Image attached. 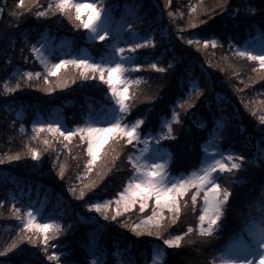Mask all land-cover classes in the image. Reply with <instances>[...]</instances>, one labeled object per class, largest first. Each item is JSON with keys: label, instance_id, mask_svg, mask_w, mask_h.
<instances>
[{"label": "trees", "instance_id": "obj_1", "mask_svg": "<svg viewBox=\"0 0 264 264\" xmlns=\"http://www.w3.org/2000/svg\"><path fill=\"white\" fill-rule=\"evenodd\" d=\"M184 1L171 0L168 4L167 0H110L106 7L112 18L110 32L101 41L90 39L89 29L75 27L62 14L57 17L36 16L37 11L44 10L42 5L47 0L42 3L38 0V6H31L30 11L16 5L17 0H0V9L4 10L0 13V155L20 153L18 160L4 159L0 162V264H46L47 252L42 238L35 244L28 240L18 242L16 249L2 254L3 247L19 235L22 227L20 217L33 199L36 205L42 199L43 218H52L58 223L65 219L69 227L76 224L71 239L60 233L59 237L49 241V251L61 252L62 264H91V251L88 250L93 246L88 233L92 228L100 232L92 252L97 253L94 259L101 264H114L116 261L125 264L129 260L134 264H146L154 254L156 241L153 237H144L139 242L135 238V241L119 223L120 220L101 219L92 214L93 210L87 205L100 197V190L80 197L82 186L76 181V176L70 178V172L61 176L57 170L54 171L56 163L49 158L54 150L53 138L58 133L52 134L50 145L45 147L47 152L40 146L41 138L28 135L38 116H53L56 109L65 115L72 131L89 117L101 118L106 112L105 105L112 101L98 92L99 83L90 85L92 88L85 83L68 88L60 85L59 90L49 97L39 94L27 80L21 81L23 86L15 92H7L3 88L5 81L14 87L20 79L19 74L31 66L30 62L39 60L32 47L46 37L54 42L53 57L63 51L60 44L64 43L63 37L71 42V51L86 48L96 58L112 52V45L116 47L120 35L129 40L137 37L134 44H143L141 41L145 39L154 40L152 45L136 48L132 55V63L142 65V70L153 63L158 68L151 73L147 70L133 73V83L137 77L141 78L136 85L146 89L144 95L147 99L144 103L140 100L132 104L127 115L129 120L141 113L145 124L141 131H157L173 109L178 112L184 108L179 112V123L186 127L190 121L189 124L193 123V130L199 136L196 138L199 147L202 148L204 139L210 140L219 133L217 145L220 149L228 155L233 154L234 158L245 156L244 161H238L243 167L236 170L234 180L236 184L242 183V189L236 197L229 198L225 216L218 222L220 227L211 236L216 251H223L226 245L239 238L244 233V225L264 216V121L260 120L264 116V69L258 70L259 61L240 56L246 65L251 64L247 74L253 75L243 78L230 70L229 62L222 56L223 51L238 56L237 47L264 30V0H225L223 10L216 6L221 0H209L204 1L208 3L206 6L197 7L196 12L191 11V6L199 5L198 1H189V4ZM249 5L256 11H249ZM14 12L22 15L17 18ZM170 12H183V15L169 16ZM211 36L221 38V43L216 47L212 44L205 47L204 39ZM189 40L194 43L189 44ZM193 83L201 90L199 94H196ZM133 93L136 97L137 92ZM74 98H82L75 104L76 108H73ZM182 101L187 103L180 107ZM221 121H224L221 129H214V124ZM58 141L63 142L61 138H57ZM29 143L33 148L42 149V158L25 154ZM160 144L169 147L170 138L161 139ZM66 149L61 143L58 153L62 155ZM124 160L125 168L120 169L118 177L107 184L113 194L123 188L133 168L126 155ZM185 167L174 165L176 170H184ZM117 170L112 169L108 174L105 169L101 176L113 177ZM220 176L222 178L224 174ZM70 188L76 189L75 195L69 191ZM13 204L20 209L19 214L14 212ZM25 231L33 235V232ZM184 232L187 230L175 235ZM194 235H199L198 228ZM198 263H204L202 258L193 264Z\"/></svg>", "mask_w": 264, "mask_h": 264}, {"label": "snow or ice", "instance_id": "obj_2", "mask_svg": "<svg viewBox=\"0 0 264 264\" xmlns=\"http://www.w3.org/2000/svg\"><path fill=\"white\" fill-rule=\"evenodd\" d=\"M97 3H99V0H97ZM167 3L170 4L171 0H167ZM202 4L203 0H200L199 5L191 6V11L196 12L197 7ZM19 6L21 8H28L30 11L31 6H38V0H28V3H26V0H19ZM216 6L223 10L225 0H221ZM86 8L92 10L87 16V19L84 18L82 13V10ZM103 8L104 6L102 4L100 8H97L96 4L90 3L88 0L82 3H77L76 0H52L47 8L43 11H37L35 15L47 16L52 12H63L64 15L69 16V18L73 20L76 27L79 28L82 26L89 29L90 39L103 41L105 37L109 35L107 25L101 20V9ZM248 10L251 12L256 11L251 5H249ZM3 11V9H0V13H3ZM177 14L182 16L183 12H170L169 16H175ZM13 15L18 18L22 13L14 12ZM129 27H131V25H129ZM260 37L261 40L264 41V30L260 32ZM154 43L155 41L152 39H145L143 40V44H127V48L129 50H134L144 45H152ZM188 43L192 44L194 41L189 40ZM216 43V40L203 41L205 47L209 44L215 45ZM242 47L244 46L237 47V54L239 56L249 58L253 61H259L260 67L264 68V55L256 54V51L264 52V43H262L259 49L253 48L251 51L241 50ZM112 48V52L108 53L106 56L102 55L100 57L101 63H93L90 59H77L76 57L60 60L59 63H50L47 58L43 56L40 48L36 46L32 47V51L48 66L49 73L54 69H60L62 66L72 65L80 70V75L83 76L84 79L89 78V72L91 71L93 78L98 74L99 79L105 81L110 86L112 96L115 98V105L118 106L119 109L117 112L116 107H113L114 114L110 118L101 120L89 117L83 125H77L74 131L67 132L64 131L59 124L37 123L34 125L37 132L47 129L49 132L59 133L68 140H71L78 133L80 137L88 140L87 151L88 155L91 156V159L88 160L90 166L96 162L97 154L100 151L98 144L102 145L104 143V141L100 139L101 133H112L113 144L119 142L132 144L133 141L139 144L141 142L142 133L138 131V129L140 125L143 124V120L137 118L129 123H122L124 116L131 110V101L127 95V84L133 83V81L126 76V73L129 71L128 67H126L124 63L119 62V59L115 57L117 51L120 53V56L123 57L125 48L121 47L117 49L115 45H112ZM128 63L133 69H140L142 67V65L138 63H132L131 57H129ZM146 67L153 69L158 68L155 63L149 64ZM159 70L163 71V68H159ZM40 76L41 73L39 72L33 73L27 71L24 75L20 76V79L16 81L14 87L10 86L9 81H5L3 88L7 92H15L23 86L21 81H24L25 77L31 80L33 77L39 78ZM140 79V77H137L135 83H139ZM118 80L125 85L123 89H118ZM48 83L50 84L51 81H48ZM64 86L65 85L61 84V87ZM193 88L196 94H199L201 91L195 83H193ZM47 90L52 91L51 88ZM135 95V93H132L133 97H135ZM184 103H187V101H182L180 107H183ZM260 120L264 121V116H261ZM172 121L179 123V113H177L175 109L172 111L171 119L165 118L158 132L154 135L152 133L143 134V144L145 148L141 150L139 157L133 155L128 156V160L133 165L134 172L133 175L129 177L124 186V190L120 191L116 198L115 202L117 208L115 215L109 216L108 211H106L113 203L112 200L104 201L103 203H89L87 207L101 212L106 219L116 220L117 216L121 215L120 205L122 202L124 212L135 207L137 202L140 204L139 211L144 212V209L148 207L149 200L154 198L155 206L152 209L151 215H144L140 223L130 225L131 230L137 235L147 233L148 235L159 237L162 241V245H167L170 248H179L185 242V237L192 234L194 229L189 225L187 227V232L178 235H171V233H168L169 225L168 218H166V210L171 213V224H175L180 216L182 206H186L189 202L187 199H184L186 194L189 193V190H193L190 195V200L193 204L197 201L198 196L203 195V207L199 215L198 233L201 237H211L220 227L218 221L225 216V206L232 194L227 184L221 185V176L219 173H224L225 171L230 173L234 169H241L243 165L238 161H244L245 156L238 155L234 158L233 154H229L226 159L230 163H225L224 155L220 152H216V155L221 157L220 159L206 157L200 168L185 174L183 178L171 177L167 171V161H165L163 157H154L158 162L153 164L149 162V158L145 157L143 153L148 151L147 146L150 140L175 138ZM21 130L23 131V126H21ZM43 143L49 145L50 142L49 140H44ZM155 147L159 148L160 146L157 143ZM109 152L113 153L111 159H108ZM109 152H105L106 158L102 161V164L107 166L108 171L111 170V167H114L115 160L119 155L118 151L112 148V145L109 146ZM25 154H31L36 159H39L41 155L40 150L38 148H33L31 143L28 144V152ZM4 159L18 160L20 159V153L14 155L9 153L6 156L0 155V162ZM60 175H64L63 168L60 171ZM69 191L74 195L76 193L75 188H70ZM262 191H264V186H262ZM84 194V190L81 188L79 196L83 197ZM12 208L16 214H19L20 209H17L15 204L12 205ZM20 219L24 221L23 216H21ZM125 226L128 227L129 225L125 224ZM26 229L29 232H33V235H28L25 231ZM34 229L36 231H34ZM49 229L51 231H49ZM61 230L62 225L56 221L43 224L36 222L35 213L31 208H28L27 220L24 221L23 226L20 227L19 235L10 244L3 247L2 254L16 249L18 242L28 240L35 244L40 242L41 238L45 246L44 251L48 252L49 241L59 236ZM243 231L248 232L250 239L244 241L242 235L239 236V238L235 239L232 243L226 245L224 250L221 251L217 257L212 258V264H264V216H262L259 221L252 220L244 225L242 232ZM165 233H167L166 238ZM33 236H35V239ZM187 243L190 244L192 241L188 240ZM52 247L55 248V245ZM153 251L154 255L151 264H167V252L162 246L157 245ZM61 255V253L54 250L48 256V259L55 261L56 264H62ZM91 264H98V261L92 259ZM115 264H120V262L116 261ZM125 264H134V262L129 260L125 262Z\"/></svg>", "mask_w": 264, "mask_h": 264}, {"label": "rangeland", "instance_id": "obj_3", "mask_svg": "<svg viewBox=\"0 0 264 264\" xmlns=\"http://www.w3.org/2000/svg\"><path fill=\"white\" fill-rule=\"evenodd\" d=\"M17 1L18 2L16 5L19 4V0H17ZM109 1L110 0H99V3H97V0H88V2L96 4L97 8H100L101 4L104 6V8L101 9V20L107 25V28L110 32L109 28L111 25L112 18H111V15H110L108 9H106ZM189 1H192L193 3L195 1H198V3L200 4V0H185L184 3L189 4L190 3ZM204 1L208 2L209 0H203L202 5L208 4V3H204ZM39 2L42 3V2H44V0H39ZM50 2H52V0H50V1L47 0V2H45L42 5V6H44V9L47 8V6ZM76 2L82 3V2H85V0H76ZM165 4H167V3H165ZM91 11H92L91 9H87V8L82 10V13H83L85 19H87V16L89 15V13ZM61 14L63 16H65V18L67 20H70V22L72 24H75V23H73V20L70 19L69 16L64 15L63 12L56 11V12L50 13L49 15L51 17H57V16H60ZM75 27H76V25H75ZM64 38L65 37L62 38L64 40V43L63 42L60 43L63 46L62 47L63 51L60 52V54H57L58 55L57 57H55V56L53 57V55H52V53L55 49V45H54V42H52L53 40L48 38V37H46L42 42H38L36 47L41 49L43 56L46 57L50 63H59L60 60L71 59L72 57H76L77 59H85V60L90 59L91 62H93V63H101L100 58L94 57L91 54V52L89 50H87L86 48H82L81 50L71 51V49H70L72 47L71 42H69V40L67 41V39L66 38L64 39ZM136 40H137V37H134V36L132 37V40L131 39L129 40L128 38L126 39L123 35H120L118 37V43L116 44V48L117 49L121 48V47L125 48V54L123 57H121L120 53L118 51L115 53V57L119 59V62L124 63L125 66L128 67L129 71H128V73H126V76L132 81H133V76H134L133 73L137 70H139V71L147 70L149 73L155 71V69H151L148 67H144L143 70H142V67L140 69L131 68V65L128 63V59H129V57L133 58L132 55L135 52V49L129 50L127 48V44H134V42ZM204 40H209V41L216 40L217 43L214 45L215 47L221 43V38L214 37V36L207 37ZM141 42L143 43V40ZM262 43H264V41L261 40L260 34H257L255 36L250 37L248 40H246L241 45V46H244L241 48V50L251 51V50H253V48L259 49L262 46ZM41 46H43V47H41ZM256 54L257 55H264V52L256 51ZM30 55L31 54L29 53V57H31ZM222 56L226 57V61H228L230 64V70L234 71V74L241 76L243 78L253 76V75L247 74L249 72L248 70L251 67V64L246 65L247 64L246 61L243 60V58H240L239 55L238 56H232V55H230V53L228 54L225 51H223ZM38 61H36V62L31 61L30 62L31 66L27 70L22 72V74H19L18 78H20L21 75H24V73L27 71H31L33 73H35V72L41 73V76L39 78L33 77L31 80H28L25 77V80H27V82H30L31 86L34 87L36 89V91L39 94H41L42 96H45V97L53 96L54 93H56L59 90L61 83H63V85H65L63 88L73 87L76 85L78 86L81 83H85L88 86H90V85L93 86L96 83H99L100 88H99L98 92L103 93L104 95H106L108 97V99L110 98L112 101L108 105H105L106 112L99 119L103 120V119L110 118L114 114L113 113V107H116L117 112L119 111L118 106L115 105V98L112 96L110 86L105 81H101L99 79L98 74L93 78L92 73L90 71L89 72V78L84 79L83 76L80 75V70H78L77 68H75L72 65L62 66L60 69H54V70H52L51 73H49L48 66L42 62V59L40 57H39ZM259 69H264V68H261L259 66L258 70ZM225 70L227 71L228 69H225ZM45 77H47V78H45ZM120 79H123V78H120ZM17 81H18V79H17ZM48 81H51V83L49 84ZM117 87H118V89H123L125 87V85L118 80L117 81ZM49 88H51L52 91H48L47 89H49ZM135 91L137 92V96L133 97L132 93ZM139 91H141V92L139 93ZM144 92H146V89L137 88L136 83L127 84V95H128L129 100L131 101V106L136 101H137V103H139L140 100L142 103L145 102V100L147 98L144 95ZM81 99L82 98H74L73 108L77 107V106H75V104L78 101H80ZM58 109H60V108H58ZM183 110H184V108H180L177 113H179L180 111H183ZM72 111H74V109ZM55 115H56V117H55ZM55 115H53V116L50 115L48 117L38 116L34 120L33 125L30 127V132H28V135L31 137L32 136L33 137L38 136V139L41 138L40 146H42V148L44 150H45L46 145L43 143V141L49 140V142H50L51 137L53 136L52 134H54V133L49 132L47 129H44V130L37 132L36 129L34 128L35 124H37V123L59 124L60 127L66 132L73 130L67 125L66 118H65V115H63V113H60V111H58L56 109ZM127 115L129 116V114L127 113L124 116L122 123H129V122L133 121L134 119H137V118L142 119L143 118L141 113H140V116H135L136 118H133L131 120H129ZM166 118L171 119V116H167ZM75 121H77L76 116H75ZM164 121H165V118L163 119V122ZM189 123H187V127H186V126H183L184 123L180 124V123H177L175 121H172V127H173V132L175 134V138L174 139L170 138V142H171L170 146L169 147L168 146L163 147L160 144L161 139L150 140L149 144L147 146L148 151L143 153V155L145 157L149 158V162L153 163V164L158 162V160L155 159L154 157H163V159L165 161H167V171L171 177L183 178V176L185 174L191 173L193 170L200 168L202 162L205 160L206 157H213L215 159H220L221 157L216 155V152L222 153L225 157L224 162L229 163V161L226 159L228 153H226L223 149H220L217 145V143H218L217 138L219 137V133H217V135H215L210 140L204 139V142H202L203 146L201 148L198 146V143L196 140V138H199V136H198V134H195V130H193V128L195 129V127L192 126L193 123H191V124H189ZM223 124H224V121H221V123L214 124L213 127H214V129L218 128V130H220ZM102 126H106V125H102ZM144 126H145V124L143 123L140 125V127L138 129V131H140L142 133L141 142L139 144H137L135 141H133L132 144H126L123 142L113 144V142H112L113 134L112 133H101L100 139L103 140L104 143L102 145L98 144L100 151L97 154L95 164H93L91 166L88 164V160L91 159V156L88 155V151H87V145H88L89 141L80 137V135L74 136L71 140H68L67 138L62 137L58 133L53 138L54 150L50 154L49 160L53 163H56L54 171L57 170L59 174H60L61 169L63 168L64 173L70 172V178L73 176H76V179H77L76 181H79L81 183L82 188L84 190H87L85 195L90 196V195H93L95 192H98L100 190V192H101L100 197L96 201L92 200L90 203H97V202L103 203L104 201L112 200L113 203L111 204L110 208L107 209L106 211H108L109 216L115 215L116 208H117V204L115 202L116 198L118 197L119 192L124 190V186L126 185L127 182L124 184V186L121 190L116 192V194H113L112 188L109 187L107 184H108V181H111V179H115L116 177H118L120 169L123 170L125 168V164H126L125 160H124L125 155L127 156V160H128L129 155L139 157L141 150H143L145 148V145L143 144V134L144 133H152L154 135L161 128V125H160V128L157 131L153 130V129H149V130H146V132H143L141 130ZM198 128H200V127L198 126ZM57 138H61L63 140V142L62 141L57 142ZM82 140H84V143ZM61 143H62V145L64 144L65 147L67 148L62 155H60L58 153L59 151H61ZM157 143L160 146L159 148L155 147V145ZM67 145H68V147H67ZM110 145H112V148L115 151H118V153H119L118 157L115 160L114 167H111V170L112 169H118V170L116 172V175H114L113 177L109 176L111 178L106 177L105 174L103 175V177L101 176L102 173L105 171V169L107 170V166L103 165L102 161L105 160V158H106L105 152H109V146ZM38 149L40 150V153H41L40 158H42L43 151L41 148H38ZM45 151L47 152V150H45ZM199 151L201 152L200 154H199ZM168 154H170V155H168ZM198 154H199V156H198ZM112 155H113V153L109 152L108 159H111ZM57 158L59 159L58 161L56 160ZM179 162H183V163H179ZM209 162H211V161H209ZM177 164H181V166H183V167L186 166L185 167L186 169H184V170L178 169L179 171L176 170L174 168V165H177ZM192 164H194V166ZM111 170L108 171L107 173L109 174L111 172ZM236 170L237 169H234L230 173L225 171L223 173L224 176L220 180V183L222 186L227 184V186L231 189L232 194L229 198L236 197L242 189V186H241L242 183L236 184V182H235L236 181L235 179L237 177L235 175V174H237ZM133 172H134V168H132L130 170V177L133 175ZM221 174L222 173H219V175H221ZM192 191L193 190L190 189L189 193L186 194V196L184 197V199H187L189 202L186 206H182L180 216H179V218L175 224H171V221H170L171 213L166 210V218H168V225H169L168 226V233H171V235H175V233L179 232V231L180 232L186 231L187 227L189 225H191L193 227L194 231L199 226V215H200L201 209L203 207V195L198 196L197 201L195 202V204H193L192 201L190 200V195H191ZM39 202L40 203H38V205H36L35 200L33 199L32 201H30L31 204H30V206H28V208H31L33 210V212L35 213L36 222L41 223V224L50 223L51 221H53L52 218H47V217L41 218V217H43L42 216V205H43L42 199H40ZM227 204H228V202H227ZM154 206H155V201L153 198L152 200H149L148 207L144 209V212L139 211V207H140L139 202H137L135 207L130 208L127 212H124L123 211V202H122L120 205L121 215L117 216L116 220H118V221L120 220L119 223H121V225L126 229L127 233L129 235H131L134 238V240L136 238L139 242L144 237H150L151 235H148L147 233H144L142 235H137L136 233H134L131 230L130 225L135 224V223H140V221L144 215H151V212H152V209ZM28 208H26V210L23 212L24 221L27 220ZM90 210H93L92 214H94L95 217L99 216L101 219L104 218V216H101V214H100L101 212H98L95 209H90ZM95 217H92L91 219H93V221H96ZM259 220L260 219L257 218L256 221H259ZM24 221L21 220L22 226H23ZM59 223L62 225V230L60 232L62 234V236H66L67 239H71V236L73 234V231L75 229L76 224L69 227L66 225L65 219H62ZM125 224H127L129 226L126 227ZM92 229H94V228H92ZM92 229H90V231L88 233V236L90 238L89 242L93 246L92 250H88V252L91 251V253H90L91 259L90 260L94 259L96 257L95 255H97V253L95 254L92 251H94V248L97 246V238L96 237L98 235H100L99 231H97L96 229H94V230H92ZM34 231H36V230L34 229ZM49 231H51V230L49 229ZM41 237H42V234H41ZM57 237H59V236H57ZM151 237H153L154 241H156L155 247H153V250L157 247V245L162 246L166 250V252H167V256H166L167 264H174V263H176V264H191L192 263L193 264V263H196L197 261L200 262L201 258L204 262L203 264H207V262H208V264H212V258L217 257L220 253V252H218V250L216 251V248L214 247L215 242H214V239L212 237H201L200 235L195 236L194 232L192 234H190V236L185 237V242L179 248H170L167 245H162V241L160 240L159 237H155V236H151ZM166 237H167V233H165V238ZM242 237H243L244 241H247L250 239L247 231H244V233L242 234ZM188 240H191L192 243H190V244L187 243ZM232 242H230V243H232ZM52 251H54V249L47 252V259H48V256L51 254ZM59 253H61V252H59ZM153 253H154V251H153ZM47 259H45L46 264H56L55 261L49 260V259L47 260ZM152 259H153V257L146 264H151ZM61 261L63 262L62 255H61ZM98 264H101V263L98 262ZM120 264H122V261L120 262Z\"/></svg>", "mask_w": 264, "mask_h": 264}]
</instances>
